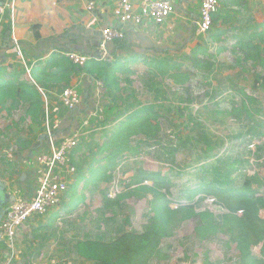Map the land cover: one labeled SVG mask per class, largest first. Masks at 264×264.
Returning <instances> with one entry per match:
<instances>
[{"label": "rangeland", "instance_id": "374dc122", "mask_svg": "<svg viewBox=\"0 0 264 264\" xmlns=\"http://www.w3.org/2000/svg\"><path fill=\"white\" fill-rule=\"evenodd\" d=\"M219 1L220 18L214 21L211 32V37L212 33L217 34L218 40L205 47L211 57L199 56L204 67L192 60L196 50L165 59L189 76L184 85L149 74L141 66L122 74L132 84L128 86L122 80L125 92L120 94L117 104L106 97V91L98 93L99 105L83 117L75 131L78 146L81 143L85 150L75 157L76 172L68 178L69 201L63 200L55 211L34 218L38 229H29L23 236L19 258L23 256L27 264H94L78 256V243H111L126 233H142L153 216L150 203L156 194L131 193L137 187L135 178H143L141 171L164 177L169 195L167 188L158 189L166 195L171 208L192 205L197 211L211 212L218 226H222L226 210L214 198L203 191L201 194L199 186L212 183L237 188L246 177L264 182L261 69L239 58L237 48L238 39L253 31L255 22L264 21V0H240L243 6L235 8L229 0ZM198 38L202 43L206 41ZM17 56L20 58L18 53ZM248 97L256 100L254 104L248 101L249 113L243 109L234 112ZM149 109L160 116L158 132L151 138L135 136L130 147L136 152L122 155L106 178H91L89 166H105L102 159L107 152L102 151V145L119 128L124 115ZM22 111H16L15 118L0 114V173L13 174L17 179L24 172L16 164L21 152L18 139L32 131L30 122L21 121ZM49 122L50 117L43 123ZM9 147L12 151L5 152ZM80 176L85 179L79 181ZM144 184L153 187L154 180ZM255 189L259 216L264 220V186ZM263 248L264 242L255 246L253 252L260 255ZM28 251L32 252L29 259ZM151 264H241V260L238 243H231L228 235L219 232L200 239L195 233V222L188 220L162 242L161 256Z\"/></svg>", "mask_w": 264, "mask_h": 264}, {"label": "crops", "instance_id": "0c3cea01", "mask_svg": "<svg viewBox=\"0 0 264 264\" xmlns=\"http://www.w3.org/2000/svg\"><path fill=\"white\" fill-rule=\"evenodd\" d=\"M118 1L0 0V5L7 6L6 15L0 23V86L15 82H28V85H36L31 78V70L36 67L44 68L46 62L55 55L68 58V53H78L97 57L100 52L102 30L106 28L121 29L125 35L123 39L112 41L107 46L108 54L113 59L109 63L116 64L120 68L117 75L121 88L122 80L126 83L125 76L122 74L127 69L138 70L143 66V69H146L149 74H154L149 67L150 64L166 61L165 59L174 55L180 56L191 50L194 51L200 43L198 37H207L197 36L196 32V22L199 20L202 0H166L170 1L175 9L171 17L162 25L146 21L138 26L133 24L123 26L119 23L114 15ZM141 1L132 0V3L138 6ZM91 3L94 4L92 9L89 8ZM36 25L39 28L34 29L33 26ZM36 31L39 32L40 39H36ZM15 40L23 50V53L21 50L22 58L17 56ZM69 67H71L70 63ZM27 70H30L29 74ZM98 81L92 75L79 72H71L68 78L60 79L59 77L58 81H43L48 85L38 86L43 97V104L40 112L33 115L38 120L37 122L28 112L31 101L20 98H16V100L14 98L0 99L1 115L7 117L10 114L15 118V112L23 109L21 121H28L32 126L31 132L23 134V138L19 137L21 139H18L21 144V152H18L20 156L16 164L24 169L22 173L24 178L21 179L22 175L19 179L14 178L13 174L0 176V180L6 184L5 194L8 197V203L1 208L2 211L7 210L12 203L18 200H26L34 196L40 176L35 157L50 150V139L55 145H58L61 140L73 136L81 126L83 117L97 108L100 99L96 91V82ZM66 88H74L79 94H82V96L80 94L81 103L74 110H68L61 102V94ZM108 99L117 104V100ZM62 111L65 112L63 115H61ZM132 114L127 112L124 118L126 119ZM48 117H50V122L47 125L52 131L43 123ZM13 118L8 119L12 121ZM79 146L82 147V150L69 158L75 172V157L85 150L81 143ZM10 150L12 151V148L5 152ZM72 175L75 174L66 173L65 177L68 180ZM66 195L65 193L63 200L69 201V198L66 199ZM55 210H50L48 214ZM1 216L4 217L0 214ZM34 218L36 217L28 220L18 231L15 248L17 254L13 264H27L23 256L19 258L18 250L21 249L23 236L28 234V230L34 229L33 232H35L38 229L33 224ZM9 248L6 241L0 240V259L8 258ZM31 255L32 252L28 251L26 258L29 259Z\"/></svg>", "mask_w": 264, "mask_h": 264}, {"label": "trees", "instance_id": "16d2710c", "mask_svg": "<svg viewBox=\"0 0 264 264\" xmlns=\"http://www.w3.org/2000/svg\"><path fill=\"white\" fill-rule=\"evenodd\" d=\"M229 3L232 8L243 6L240 0H229ZM217 14L214 21L220 18ZM255 23L253 31L238 39L237 48L241 53L239 58L242 57L246 64L253 63L254 66L261 69L260 82L264 84V21ZM33 27L34 29L39 28L38 25ZM211 32L207 36L208 40L204 38L206 41L199 43L192 57L193 62L200 67L204 66L203 63L201 64L199 56L211 57L205 47L218 40L217 34L212 33L211 37ZM35 37L36 39L41 38L38 31L35 32ZM69 63L71 67H69ZM149 67L154 74L167 78L176 85L181 86L189 81V76L182 73L180 67L175 66V64L171 65L166 61H159L150 64ZM71 72L86 73L92 75L95 80L103 82L106 87V96L113 101H116L120 97L119 95L125 92V89L120 87V80L117 75L120 68L116 64L113 65L105 61H89L84 66H75L65 56L55 55L46 62L44 68L36 67L31 70V78L36 85H28V82L2 85L0 86V99L14 98L16 100V98H20L31 101L28 112L34 118L33 115L40 112L43 104V97L38 86H42L43 81H58L59 77L60 79L68 78ZM126 83L128 86L132 84L127 78ZM44 85H48V83ZM248 101L249 104L256 102L252 97H248L242 101L241 107L235 109L234 112H242L243 109L249 113ZM159 118L160 116L151 112V109L144 110L140 114L127 116L110 140L102 146V151L107 152V155L102 159L106 163L105 166L94 169L91 164L89 166L90 177L97 179V177L105 176L106 178L107 173L116 166L115 163L122 155L136 152L135 148L130 147L131 140L135 136L141 134L145 138H151L158 132ZM35 121L38 120L35 119ZM81 150L82 147L77 146L71 151L70 156L78 154ZM95 162L97 164L98 161ZM141 175L143 178H135L134 183L137 187L131 190V193L138 195L141 192H153L156 194L150 203L153 216L145 230L139 234H123L111 243L90 240L80 242L76 248L79 257L94 264H151L153 260L161 256V244L172 235L175 228L188 220H192L195 222V233L198 238L203 239L214 233H224L230 237L231 243H238L241 264H264V248L260 255L253 252L255 246L264 242V220L259 216L258 190L255 189V186L259 188L264 186L262 180L246 177L242 185L237 188L220 187L212 183L199 186L200 193L203 191L206 196L214 198L226 210L222 216V226H218L214 214L211 212L197 211L192 205H181L176 209L171 208L170 203L166 200V195L158 189L159 186H162L160 188L164 190L167 188L166 191L169 195V188L162 181L164 177L142 171ZM0 176H2L1 173ZM81 179H85V177L80 176L79 181ZM150 180H154L153 187L144 184Z\"/></svg>", "mask_w": 264, "mask_h": 264}, {"label": "built area", "instance_id": "2783aa9c", "mask_svg": "<svg viewBox=\"0 0 264 264\" xmlns=\"http://www.w3.org/2000/svg\"><path fill=\"white\" fill-rule=\"evenodd\" d=\"M93 5L91 3L89 8L92 9ZM219 8V0H202L199 20L196 22L197 36L206 37L209 35ZM6 11L7 6L0 5V23L6 15ZM174 12L173 4L166 0H142L138 6H135L132 0H119L114 9L115 17L123 26L128 24L138 26L146 21H151L155 25H162ZM124 37V32L121 29H103L100 52L97 57L78 53H68L67 57L75 66H84L91 60L112 62L113 59L108 54L107 46L110 42L121 40ZM15 50L22 58L21 49L16 40ZM27 72L29 74L30 70ZM96 83L97 94L106 91L103 82L98 81ZM61 102L68 110H74L80 105L81 96L76 89L66 88L61 94ZM50 145V150L47 153L35 157L40 176L34 196L12 203L4 214L0 224V240L9 244L10 255L5 260L0 259V264H13L19 229L31 218L45 216L50 210L60 206L63 196L67 192L68 180L64 174L75 172V168L69 162V157L71 151L78 146V135L75 133L73 136L61 140L58 145H55L50 139Z\"/></svg>", "mask_w": 264, "mask_h": 264}, {"label": "water", "instance_id": "95a60500", "mask_svg": "<svg viewBox=\"0 0 264 264\" xmlns=\"http://www.w3.org/2000/svg\"><path fill=\"white\" fill-rule=\"evenodd\" d=\"M24 178V174L22 175V178ZM5 188H6V184L3 183L1 180H0V192H3L4 194H1L0 193V214H2L4 216L6 210L2 211L1 208L6 205L8 203V197L7 195L5 194ZM2 216L0 217V223H1V220H2Z\"/></svg>", "mask_w": 264, "mask_h": 264}]
</instances>
